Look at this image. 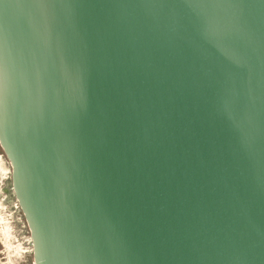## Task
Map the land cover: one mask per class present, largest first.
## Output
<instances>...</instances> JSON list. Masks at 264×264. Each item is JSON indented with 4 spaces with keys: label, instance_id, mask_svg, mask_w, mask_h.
<instances>
[{
    "label": "water",
    "instance_id": "1",
    "mask_svg": "<svg viewBox=\"0 0 264 264\" xmlns=\"http://www.w3.org/2000/svg\"><path fill=\"white\" fill-rule=\"evenodd\" d=\"M0 145L35 264H264V0H0Z\"/></svg>",
    "mask_w": 264,
    "mask_h": 264
},
{
    "label": "rangeland",
    "instance_id": "2",
    "mask_svg": "<svg viewBox=\"0 0 264 264\" xmlns=\"http://www.w3.org/2000/svg\"><path fill=\"white\" fill-rule=\"evenodd\" d=\"M11 173L12 166L0 145V218L5 219L10 245L7 253L0 231V264H35L31 232L14 196Z\"/></svg>",
    "mask_w": 264,
    "mask_h": 264
},
{
    "label": "bare ground",
    "instance_id": "3",
    "mask_svg": "<svg viewBox=\"0 0 264 264\" xmlns=\"http://www.w3.org/2000/svg\"><path fill=\"white\" fill-rule=\"evenodd\" d=\"M0 207H1V202H0ZM0 231L2 233V240L4 242V245H5V248H6V251L7 253L9 252L10 250V245L8 243V239H9V236H8V229L7 227L5 226V219L3 218H0ZM19 251V250H18ZM19 253V252H18ZM8 255V254H7Z\"/></svg>",
    "mask_w": 264,
    "mask_h": 264
}]
</instances>
